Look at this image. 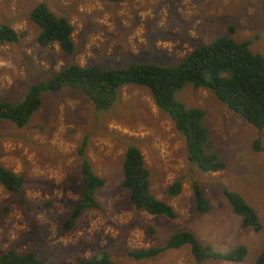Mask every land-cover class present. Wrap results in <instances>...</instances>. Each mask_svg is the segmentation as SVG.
Instances as JSON below:
<instances>
[{"label": "rangeland", "instance_id": "obj_1", "mask_svg": "<svg viewBox=\"0 0 264 264\" xmlns=\"http://www.w3.org/2000/svg\"><path fill=\"white\" fill-rule=\"evenodd\" d=\"M38 3L68 20L71 54L60 52L56 43L37 45L39 30L28 11ZM0 25L24 33L14 44L0 45V102L9 104L68 64L115 68L153 61L173 66L194 47L219 37L248 41L251 52L264 54V0H0ZM116 97L109 114L95 111L80 90L64 86L42 94L21 129L0 121V166L24 179L17 194L0 186V254L11 248L16 254L33 252L42 264H75L104 250L118 264H195L186 245L144 260L127 256L187 231L214 253L237 246L246 250L241 262L207 259L199 264H253L264 245V126L255 153L250 148L254 128L210 91L183 86L174 98L185 108L204 112L206 151L215 153L225 167L201 173L183 159L181 138L146 89L121 86ZM83 139V159L103 185L93 195L97 208L84 210L66 229L62 223L78 198L81 162L76 151ZM128 141L142 156L151 195L172 209L173 219L130 205L120 169ZM175 180L180 182L179 194L166 197V187ZM190 182L199 187L207 213L192 209ZM224 188L253 207L261 220L258 231L241 227L223 197Z\"/></svg>", "mask_w": 264, "mask_h": 264}, {"label": "trees", "instance_id": "obj_2", "mask_svg": "<svg viewBox=\"0 0 264 264\" xmlns=\"http://www.w3.org/2000/svg\"><path fill=\"white\" fill-rule=\"evenodd\" d=\"M99 1L115 4L124 0ZM28 18L39 30L35 39L37 45L56 43L60 52L67 55L73 52L70 40L72 28L64 16L53 15L44 4L38 3L30 10ZM23 36L24 33L17 34L7 25H0V45L14 44ZM248 45V41L236 43L219 37L207 45L194 47L173 66L153 61L130 62L115 68H82L68 64L57 73L28 86L18 103L0 102V121L9 122L15 128L21 129L39 107L40 96L47 92H57L64 86L80 90L92 108L101 112L110 111L121 86L142 87L147 90L154 107L171 124L172 131L181 138L182 157L185 162L191 163L194 170L201 173L220 172L224 170V164L215 153L206 151L209 147L208 132L201 124L204 112L198 108H185L174 95L185 85L210 91L228 111L255 129V138L250 148L255 153L259 152V134L264 126V54L251 52ZM85 143L86 139H83L76 151L81 162L78 170L80 184L78 198L62 223V227L66 229L73 227L74 221L84 210L97 208L93 195L103 185L102 179L91 172L89 164L83 159ZM120 169L121 187L126 190L127 199L133 209L169 220L175 217L167 204L151 195L149 173L135 143L130 142L124 150ZM23 185L24 179L21 175L0 166V186L5 192L17 194ZM189 187L194 212L199 215L207 213L208 206L197 184L190 182ZM179 192L178 180L165 189L166 197L169 198L177 196ZM222 194L232 213L240 218L241 227L251 228L253 231L261 228L260 218L241 196L225 188L222 189ZM18 202L26 211H30L20 197ZM42 206L44 204H40ZM183 245L188 247L195 264L207 259L241 262L246 253L244 246H237L226 253H214L209 245L198 242L192 233L178 231L171 234L161 246L132 250L127 256L133 260H144ZM0 264L42 263L31 251L16 254L8 248L0 254ZM75 264L118 263L112 262L104 250H99L89 259L78 260ZM253 264H264V245L255 256Z\"/></svg>", "mask_w": 264, "mask_h": 264}, {"label": "clouds", "instance_id": "obj_3", "mask_svg": "<svg viewBox=\"0 0 264 264\" xmlns=\"http://www.w3.org/2000/svg\"><path fill=\"white\" fill-rule=\"evenodd\" d=\"M32 9V8H31ZM30 9V10H31ZM30 10L28 11V14H29V12H30ZM29 19V18H28ZM30 21V20H29ZM13 31V30H12ZM17 34H20V33H17ZM20 39V38H19ZM85 147H86V145H85ZM84 150H85V148H84ZM84 152V151H83ZM123 158V157H122ZM85 160V159H84ZM90 170H91V168H90ZM96 176V175H95ZM99 178V177H98ZM103 181V180H102Z\"/></svg>", "mask_w": 264, "mask_h": 264}]
</instances>
